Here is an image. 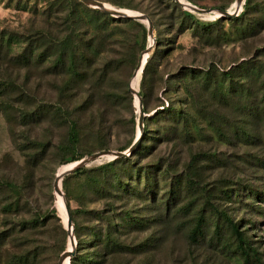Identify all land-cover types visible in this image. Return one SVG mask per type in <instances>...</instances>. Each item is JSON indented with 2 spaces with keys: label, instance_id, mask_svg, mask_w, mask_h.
Wrapping results in <instances>:
<instances>
[{
  "label": "rangeland",
  "instance_id": "rangeland-1",
  "mask_svg": "<svg viewBox=\"0 0 264 264\" xmlns=\"http://www.w3.org/2000/svg\"><path fill=\"white\" fill-rule=\"evenodd\" d=\"M98 1L147 16L152 37L145 19L80 0H0V264L23 254L58 264L71 249L63 199L87 264H240L227 225L212 241V225L188 237L198 212L214 218L211 206L239 223L264 263V0L237 10L235 0H180L209 12ZM64 39L74 52L62 60ZM101 150L125 155L89 160L55 193L57 174Z\"/></svg>",
  "mask_w": 264,
  "mask_h": 264
},
{
  "label": "trees",
  "instance_id": "trees-1",
  "mask_svg": "<svg viewBox=\"0 0 264 264\" xmlns=\"http://www.w3.org/2000/svg\"><path fill=\"white\" fill-rule=\"evenodd\" d=\"M95 14H100L101 16L105 17H110L109 15L105 13H101L97 10H92ZM68 50H71V54H73L72 47L70 43L67 40H61L56 44V57L60 58L63 60V57L66 55ZM71 57V55H69ZM69 66L74 70L76 67V63L74 59H69ZM191 76V78H195L197 75V72L192 69L188 68L187 69ZM204 72V73H203ZM201 73L203 74H210L211 71L207 70L202 71ZM223 77L227 79H231V73L230 71L227 72H222ZM68 136H67V144H66V149L72 154L76 151V145L78 141V130L76 127L75 121L71 120L69 122L68 126ZM78 159V156L72 155L71 160H76ZM79 171V170H77ZM170 193L172 194L173 191L171 190ZM228 196V195H227ZM210 213L214 215L213 219H207L203 214L198 212L193 220V225L190 228V231L188 233V237L192 241H197L198 239L204 238V236L208 233L205 231V228L207 225H212L213 230L211 231L210 235V241H212L215 238H218L221 233L223 232V227L224 225H227L226 228L228 229V232L231 234V236L234 239V243L232 244L234 246V249L231 250L230 253H235L237 255V258L240 259L241 263L240 264H264L261 259L258 257V252L255 248H253L250 243L246 240L244 232L240 230V226L238 222L233 221L231 218L227 216L226 213L220 211L218 208L211 206L209 208ZM94 217L96 219H99L100 213L99 211L96 210V212H93ZM74 225V237L76 240V249L74 251V254L70 257L69 259V264H87L88 261L91 260V258H88L86 255V252L81 253L80 249L83 248V242H81V239L79 238V233H78V226L75 225L74 222H72ZM90 235L93 237L96 236V232L92 230L90 232ZM231 246V245H230ZM35 255H30L27 256L26 254L24 255H19L18 258L14 261H11L10 264H33V259ZM93 262H95L93 260Z\"/></svg>",
  "mask_w": 264,
  "mask_h": 264
},
{
  "label": "water",
  "instance_id": "water-1",
  "mask_svg": "<svg viewBox=\"0 0 264 264\" xmlns=\"http://www.w3.org/2000/svg\"><path fill=\"white\" fill-rule=\"evenodd\" d=\"M80 1L87 6L98 9L102 12L108 13V14L116 16V17H124V18H130V19H140V20L145 19L147 21V24H148V35L150 37H152V35H153L152 22L147 16H145L143 14H129L126 11H123L121 9L107 8L103 2L98 1V0H80ZM174 1L177 2L178 4L182 5V6H186L188 8L194 9V10H199V11H204V12L211 11L210 8L209 9H201V8H198V7H196L192 4H189V3H183L180 0H174ZM243 2H244V0H235V9L237 10L242 5ZM218 12L224 16H231L233 14V13L232 14L229 13L226 10H221V9H219ZM148 50L149 49H147L146 52ZM141 61H142V58L139 59V62H138L137 68H136V72L141 66ZM136 72H135V74H136ZM129 89L133 94L138 96L136 90H134L132 87H129ZM138 111H139L138 129L140 131V134H139V137H140L141 133L143 132L142 118L144 116V113L142 110V104H141V100L139 97H138ZM100 155H112L114 157H121V156H124L125 153L113 152V151H109V150H101V151L95 152L94 154H91L87 158L76 161L75 163H73V166H71L70 168H68L66 170H63L62 172H60L59 174L56 175L54 183H53V187H54L55 192L62 195V191L60 190V187H59V181L65 174L73 172L77 168L86 164V162H88L89 160H91L95 157H98ZM63 202H64V207H65V212H66V230H67V234H68L69 241L71 244V249L65 250L60 255L59 260H58V264H63V262L66 258H67V261L69 262L70 257L74 254L73 248L75 247V240H74V236H73V232H72V222H71V217H70V211H69V208H68L66 202L64 201V199H63Z\"/></svg>",
  "mask_w": 264,
  "mask_h": 264
},
{
  "label": "bare ground",
  "instance_id": "bare-ground-1",
  "mask_svg": "<svg viewBox=\"0 0 264 264\" xmlns=\"http://www.w3.org/2000/svg\"><path fill=\"white\" fill-rule=\"evenodd\" d=\"M105 6L107 7V8H111L109 5H107V4H105ZM124 11H126L127 13H129V14H134V13H132V11H130V10H125V9H123ZM235 11V10H234ZM143 58V57H142ZM140 68H141V66H140ZM140 68L137 70V72H136V74H135V78L137 77V74H138V72L140 71ZM71 166H73V163L72 164H70L69 166H67L64 170H66V169H68V168H70ZM55 193H57V192H55ZM60 197V196H59ZM61 200V199H60ZM59 202H61V201H59ZM63 204H64V202H63ZM63 204H61V205H63ZM65 208V207H64ZM67 250V249H66ZM68 250H70V249H68ZM68 264V261H67V258L64 260V262H63V264Z\"/></svg>",
  "mask_w": 264,
  "mask_h": 264
}]
</instances>
